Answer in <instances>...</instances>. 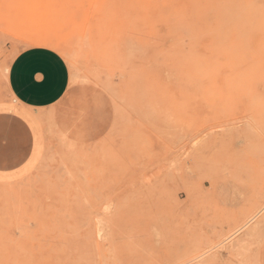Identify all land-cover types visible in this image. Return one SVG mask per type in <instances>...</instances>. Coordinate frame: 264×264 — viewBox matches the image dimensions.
<instances>
[{"label": "rangeland", "instance_id": "rangeland-1", "mask_svg": "<svg viewBox=\"0 0 264 264\" xmlns=\"http://www.w3.org/2000/svg\"><path fill=\"white\" fill-rule=\"evenodd\" d=\"M35 45L70 79L0 180V264H264V0H0V108Z\"/></svg>", "mask_w": 264, "mask_h": 264}, {"label": "crops", "instance_id": "crops-1", "mask_svg": "<svg viewBox=\"0 0 264 264\" xmlns=\"http://www.w3.org/2000/svg\"><path fill=\"white\" fill-rule=\"evenodd\" d=\"M69 79L66 60L50 46H31L7 60L5 81L15 108H0V180L17 178L28 170L35 160L38 139L43 153L40 114L62 98ZM26 113L37 116L38 128Z\"/></svg>", "mask_w": 264, "mask_h": 264}]
</instances>
